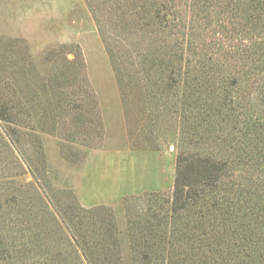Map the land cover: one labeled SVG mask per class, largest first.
Segmentation results:
<instances>
[{"label": "rangeland", "instance_id": "rangeland-1", "mask_svg": "<svg viewBox=\"0 0 264 264\" xmlns=\"http://www.w3.org/2000/svg\"><path fill=\"white\" fill-rule=\"evenodd\" d=\"M0 101V239L25 264H140L145 220L155 264H264V0H0ZM181 154L227 164L218 207L172 214ZM71 209L119 247L84 258Z\"/></svg>", "mask_w": 264, "mask_h": 264}, {"label": "trees", "instance_id": "trees-1", "mask_svg": "<svg viewBox=\"0 0 264 264\" xmlns=\"http://www.w3.org/2000/svg\"><path fill=\"white\" fill-rule=\"evenodd\" d=\"M10 116L11 110L8 104L0 101V120L10 121ZM1 135L2 134H0V138ZM0 141V143L5 144L3 137ZM227 175L228 166L226 163H221L196 154L179 155L177 158L176 179L171 201L172 214L174 215L185 212L193 205H202L201 207H203L208 204L212 208L218 207L219 202L210 198L217 196L219 191L223 189L224 183L228 177ZM230 207L231 205L228 206L229 209H231ZM71 211H73V209H71ZM231 211L235 217L236 214H234L232 209ZM243 212H245V210ZM91 213L93 214L92 211ZM224 214H227L228 218L231 220L229 212H225ZM71 216L78 218L79 223L77 226L79 228V233L82 235V240L85 241L86 245L85 250L83 249L82 255L84 258H88L87 260H90V258H98V255H96L95 252L96 249H105L107 250L106 253L110 254L111 247H119L120 241L118 237L115 236L117 228L111 221L107 222L104 214H98V221L104 223L102 226L105 227L102 235L101 233L98 234L94 228L84 226V218L87 216L86 213L75 212L71 214ZM153 217H155V219L157 218L156 215H153ZM234 223L237 225V227L233 229L236 235H240V233L244 232L243 223L237 222L236 219H234ZM159 226L160 225L156 220L131 222L132 235H130V237L128 236V242L130 241L132 250L137 251L140 264H155L157 259H161V256L157 257L156 255L158 250L156 247L158 241L156 239H162L163 242V236L161 237L158 235ZM87 233H91L94 236V239L92 240L93 244H90L84 236H87ZM98 237H100V239ZM75 242L77 244L79 243L78 240H75ZM25 257L26 255L25 252L23 253L22 248L5 245L0 239L1 264H25L23 262ZM105 257L110 256L106 254ZM53 260L54 262L60 260L65 261V259L54 257L50 259V264H53ZM96 262L97 264H102L114 261L111 259H101L99 261L96 260ZM179 264H183V262Z\"/></svg>", "mask_w": 264, "mask_h": 264}]
</instances>
